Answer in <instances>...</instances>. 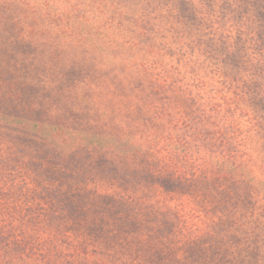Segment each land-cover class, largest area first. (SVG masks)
<instances>
[{"label":"rangeland","instance_id":"374dc122","mask_svg":"<svg viewBox=\"0 0 264 264\" xmlns=\"http://www.w3.org/2000/svg\"><path fill=\"white\" fill-rule=\"evenodd\" d=\"M25 1L28 5H19L17 13L28 16L30 8L42 15L40 20H52L56 28L46 39L36 36L32 52L14 65L21 63L28 81L33 78L50 87L58 82L65 95L71 93L85 100L89 111L107 113V128L117 138L114 151L136 149L142 134L149 146L154 136H160L161 144L155 150L167 155V161L174 162L179 173L206 174L209 179L219 178L222 168L217 165L224 164L226 169L229 156L235 158L229 160L238 164L237 174L244 181L239 189L233 186L235 191L223 193L217 188L222 183L220 178L200 183L199 191L208 195L204 207L213 209L209 217L214 221L223 218L219 221L222 225L212 235L197 239L195 250L200 252L188 250V254L181 248L162 264H264V0H193L198 17L189 21L193 33L189 32L186 42L178 25L172 26V15H179L161 0ZM163 1L174 5V0ZM180 1L175 0V5ZM145 25L161 28L162 33L150 40L135 37ZM7 26L0 17V38H6V33L14 37L18 34L19 30ZM127 34L142 47L131 49ZM32 38L22 36L16 44L23 45ZM39 38L43 40L38 44ZM190 39L197 42L191 46ZM235 46L240 48L239 60L232 59ZM160 52L164 61H156ZM128 60L135 70L150 73V78L164 88L148 89L144 78L129 72L133 69ZM223 72H228L231 79L238 75L233 89L242 96L231 99L243 106L242 113L226 111ZM8 92L1 89L0 99ZM84 107L77 104L74 109ZM70 110L74 111L73 105ZM127 119L132 121L131 133L120 127ZM218 134L223 140L219 148L214 145V135ZM130 135L135 140L123 145L119 137ZM106 170L101 163L96 172L104 177V183H91L90 188L101 193L113 191L114 181L109 178L120 174ZM249 190L248 201L234 195ZM201 197L171 204L173 213L179 211L185 232L196 235L193 238L213 232L215 226L208 224L206 212H202ZM218 201L228 202L229 216L214 210ZM177 203L179 208L175 207ZM221 230L230 234L223 250L218 254L208 251L207 241Z\"/></svg>","mask_w":264,"mask_h":264},{"label":"trees","instance_id":"16d2710c","mask_svg":"<svg viewBox=\"0 0 264 264\" xmlns=\"http://www.w3.org/2000/svg\"><path fill=\"white\" fill-rule=\"evenodd\" d=\"M160 2L172 5L179 15H172V26L178 25L182 41L186 42L189 32L193 33L189 21L198 17L195 1L182 0L177 4H183L181 8L175 0L174 5ZM23 3L28 5L25 0H0V17L8 24L6 29L19 30L15 37L6 33V38H0V90L9 91L0 99V264H162L181 248L187 253L200 252L195 250L197 239L215 233L223 220L209 217L213 209L204 207L208 195L199 191L200 183L221 179L217 188L223 193L239 189L244 181L237 174L238 164L230 161L235 158L229 156L226 169L224 164L217 165L222 168L220 179H209L206 174L179 173L176 164L167 161V155L161 156L155 150L161 144L160 136H154L149 146L142 134L136 149L114 151L117 138L107 128V113L89 111L85 100L71 93L65 95L58 82L50 87L33 78L28 81L21 63L14 65L21 56L32 52L36 36L46 39L56 28L52 20H40L42 15H36L29 7L30 15L17 13ZM154 27L145 25L135 37L157 38L162 31ZM28 35L32 41L16 44ZM40 38L38 44L43 40ZM127 38L131 49L140 46L132 35L127 34ZM190 41L191 46L197 42ZM233 53L236 57L232 59L239 60L240 48L235 46ZM159 54L156 61H164L163 54ZM129 66L133 69L130 73L145 79L148 89L164 88L161 82L150 78V73L135 70L130 61ZM222 74L226 111L233 115L242 113L243 106L231 99L242 96L233 89L238 75L231 79L228 72ZM241 80L246 82L245 78ZM77 104L85 107L74 109ZM120 127L131 133L132 121L127 119ZM220 137L214 135L217 148L223 146ZM119 138L123 145L135 140L131 135ZM163 148L169 150L166 145ZM133 158L139 160L130 161ZM101 163L107 173L116 170L120 174L109 178L114 181L113 191L101 193L89 187L91 183H104V177L96 172ZM234 195L244 201L251 198L250 190ZM198 197L202 198V212H206L208 224L215 226L213 232L193 238L196 235L185 232L179 211L173 213L171 204L174 200ZM175 207L179 208L180 203ZM228 207L227 201H218L214 210L223 217L229 216ZM228 232L214 234L207 241V250L217 254L223 250Z\"/></svg>","mask_w":264,"mask_h":264}]
</instances>
